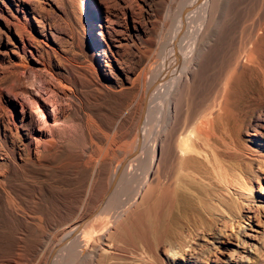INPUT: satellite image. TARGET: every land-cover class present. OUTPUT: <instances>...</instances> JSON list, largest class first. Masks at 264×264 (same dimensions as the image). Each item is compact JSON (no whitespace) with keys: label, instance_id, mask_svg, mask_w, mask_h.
Instances as JSON below:
<instances>
[{"label":"rangeland","instance_id":"1","mask_svg":"<svg viewBox=\"0 0 264 264\" xmlns=\"http://www.w3.org/2000/svg\"><path fill=\"white\" fill-rule=\"evenodd\" d=\"M183 1L0 0V176L4 183L0 187V264H46L59 244L62 229L76 225L99 204L118 163L134 150L141 101L130 81L147 66L143 53L155 45L166 10L178 14ZM213 4L215 21L209 43L187 94L191 107L213 98L235 54L243 49L248 28L264 17V0H213ZM198 9L197 14L201 12ZM168 23V30L172 29V20ZM260 51L264 58V37ZM42 62L70 89L71 118L85 133L83 136L79 131L58 154L42 153L39 163L26 160L21 139L13 136V126L10 129L7 108L13 98L9 88L13 74L29 72L27 80L41 85L40 73L33 69ZM237 77L231 89L235 126L229 138L234 143H221L220 148L226 168L245 172L239 180L241 197L225 193L219 198L214 189L199 182L195 191L211 207L198 215L196 196L194 206L189 207L182 200H172L163 190L178 174L185 182L183 171L164 163L148 174L147 156L142 164L133 163L134 180L129 189H122L124 193L120 189L117 199H135L147 175L153 180L152 187L141 193L128 213L121 208L115 212L122 218L116 237L119 251L104 257L100 264H170L164 253L170 248L167 237L180 227L187 232L196 228L191 231L194 249H204L197 264H227L231 258L238 259L237 264H257L262 250L257 248L250 258H241V244L251 242L248 235L264 228V85L248 72ZM86 113L93 114L109 134L116 131L115 138L121 135L116 139L119 144L113 145L115 153L101 133L94 134L96 147L90 143L84 128ZM155 123L153 116L146 127L155 129ZM235 145L244 152L233 151ZM198 175H213L212 166L200 165ZM101 216L100 221L104 219ZM103 221L93 224L102 226ZM258 243H264V234ZM189 259L183 264H191Z\"/></svg>","mask_w":264,"mask_h":264},{"label":"bare ground","instance_id":"2","mask_svg":"<svg viewBox=\"0 0 264 264\" xmlns=\"http://www.w3.org/2000/svg\"><path fill=\"white\" fill-rule=\"evenodd\" d=\"M213 5V0H186L183 1L178 14H174L170 8L166 10L162 19L163 28L158 33L155 45L143 53L147 59V66L130 81L131 86L138 89L136 97L141 101L134 150L124 155L122 159L120 158L103 196L101 195L102 198L100 196L99 204L81 216L76 225H65L66 227L60 234L61 238L58 240L59 244L49 255L46 264H100L104 257H113L118 254L119 247L116 237L121 230L122 218L116 216L115 212L121 208L124 214L128 213L141 193L152 187L153 180L147 175L146 179L141 182L135 199L132 198L133 200L128 201L129 203L126 200H120V197L117 199L120 195L118 192L120 189L122 192L125 187L129 189L128 184L134 176L133 163L141 162L142 164L147 156H150L148 174L160 168V165L164 163L171 169L175 166L180 173L183 171L185 182L178 174L176 179L168 183L163 190L170 195L172 200H182L189 207L195 203L193 199L196 196L199 204L195 203L199 206V210H196L198 215L200 210H208L211 207L208 200L199 196L195 191L194 186L199 182L214 189L219 198H222L225 193L237 195V198L241 197L242 186L239 180L245 172L243 169L239 172H231L226 168L220 144L228 146L234 143L229 138L235 126L232 116L233 109H231L233 78L248 72L254 76L257 83L264 85V58L260 51V39L264 37V17H261L262 20H258L257 23L253 21L256 24L252 23L248 28L250 30L247 39L244 40L245 45L243 44V49L241 48L242 50L240 49L241 51L235 54L231 68L229 67L230 70L228 69L229 72L224 76L223 82L215 90L213 98L208 103L202 100L203 104L196 103L199 106L191 107L189 105L192 104L188 105L191 102H187V94L194 77L197 76L201 57L209 43V34L215 21ZM198 6L201 9L199 15L196 13ZM170 20H172V29L168 30ZM195 22L197 25H193ZM33 70L35 73H40L42 84L37 85L27 80L29 72L14 73L9 85L13 98L7 109L11 117L8 118L10 129L14 127L13 136L21 139L26 151V160L40 163L42 153L56 154L63 146L75 140L79 136L81 124L71 118L73 106L70 103V89L55 77L49 65L45 62L38 63ZM92 115L86 113L84 125L90 143H95V133L97 135L101 133L115 153L113 145L118 143L117 140L121 135L118 139L115 138L116 131L110 135V131L103 130L104 127L102 128L99 121L97 122ZM153 116L158 125L155 123L153 125L155 129H149L146 123ZM80 132L84 136L85 132ZM125 132L129 134L128 131ZM227 137L230 140L226 139ZM127 139H124V142ZM96 144L97 142L95 147ZM234 147L233 151L243 150L236 145ZM132 148L129 149L132 150ZM97 151L99 154L100 151ZM87 153L90 154V152ZM205 164L212 166L213 175L199 178L198 167ZM3 184L0 176V187H3ZM261 190L263 192V187ZM251 200L248 197L247 204L250 205ZM125 202L128 204L125 205ZM103 214L106 215L108 222L105 221ZM100 215L104 218L102 219L104 220L102 223L105 222L104 225H94L101 224L102 220L98 219ZM180 228L181 230H176L167 237L170 248L164 251L166 259L170 264H183L190 256V263L197 264L204 249H201L202 247L194 249L191 231H196V228H191L189 232L183 227ZM262 234H264V228L262 231L256 229L248 235L251 242L246 241L241 244L243 249L241 258H250V253L260 248L262 255L256 258L255 263L264 264V243H258ZM213 247L215 248L214 245ZM237 262L238 259L236 261L231 258L227 264H237Z\"/></svg>","mask_w":264,"mask_h":264}]
</instances>
